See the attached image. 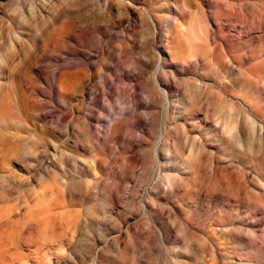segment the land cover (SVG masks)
Masks as SVG:
<instances>
[{
  "label": "rangeland",
  "instance_id": "374dc122",
  "mask_svg": "<svg viewBox=\"0 0 264 264\" xmlns=\"http://www.w3.org/2000/svg\"><path fill=\"white\" fill-rule=\"evenodd\" d=\"M0 264H264V0H0Z\"/></svg>",
  "mask_w": 264,
  "mask_h": 264
}]
</instances>
